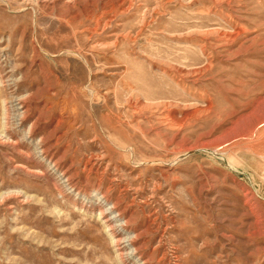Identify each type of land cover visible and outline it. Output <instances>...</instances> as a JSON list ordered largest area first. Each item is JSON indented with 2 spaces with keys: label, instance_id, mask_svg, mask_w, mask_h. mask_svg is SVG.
Returning a JSON list of instances; mask_svg holds the SVG:
<instances>
[{
  "label": "rangeland",
  "instance_id": "374dc122",
  "mask_svg": "<svg viewBox=\"0 0 264 264\" xmlns=\"http://www.w3.org/2000/svg\"><path fill=\"white\" fill-rule=\"evenodd\" d=\"M0 264H264V0H0Z\"/></svg>",
  "mask_w": 264,
  "mask_h": 264
},
{
  "label": "bare ground",
  "instance_id": "6f19581e",
  "mask_svg": "<svg viewBox=\"0 0 264 264\" xmlns=\"http://www.w3.org/2000/svg\"><path fill=\"white\" fill-rule=\"evenodd\" d=\"M69 185H70V184H69ZM112 206H113V205H112ZM113 208H114V206H113ZM117 216L120 217V213H118ZM119 226H120V225H119ZM121 227H122V226H121Z\"/></svg>",
  "mask_w": 264,
  "mask_h": 264
}]
</instances>
